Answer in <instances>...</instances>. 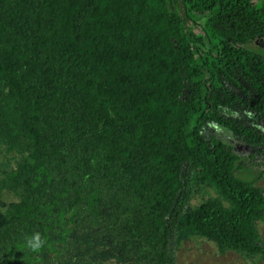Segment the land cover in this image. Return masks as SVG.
I'll return each instance as SVG.
<instances>
[{
	"label": "trees",
	"instance_id": "trees-1",
	"mask_svg": "<svg viewBox=\"0 0 264 264\" xmlns=\"http://www.w3.org/2000/svg\"><path fill=\"white\" fill-rule=\"evenodd\" d=\"M240 116L264 122V0H0V148L17 156L0 164V264L82 236L144 264L195 235L264 261V188L202 133L264 158Z\"/></svg>",
	"mask_w": 264,
	"mask_h": 264
},
{
	"label": "rangeland",
	"instance_id": "rangeland-1",
	"mask_svg": "<svg viewBox=\"0 0 264 264\" xmlns=\"http://www.w3.org/2000/svg\"><path fill=\"white\" fill-rule=\"evenodd\" d=\"M181 14V12H179ZM183 23L192 26L190 21L182 19ZM240 119L248 125L256 127L264 133V122L240 116ZM204 137L209 141L215 137L231 145L234 152L244 163V169L237 173L239 178L254 182L256 186L264 188V158L251 149L236 145L229 134L219 129L214 124H209L203 130ZM0 164L3 162L13 163L17 157L15 153L5 154L4 147L0 148ZM0 169V173H1ZM204 191L206 196H213V192L208 187ZM0 210L5 205H9L12 198L1 195ZM6 196V197H5ZM264 245V220L255 225ZM196 236V235H195ZM195 236H187L182 242L172 238L170 248L174 257V264H264L258 257L246 258L232 252H221L212 243H206ZM38 264H144L129 253L118 251L108 244L99 242L92 236H82L77 239L74 246L61 259L53 261L50 257H44Z\"/></svg>",
	"mask_w": 264,
	"mask_h": 264
},
{
	"label": "clouds",
	"instance_id": "clouds-1",
	"mask_svg": "<svg viewBox=\"0 0 264 264\" xmlns=\"http://www.w3.org/2000/svg\"><path fill=\"white\" fill-rule=\"evenodd\" d=\"M43 244L39 233L26 237V247L34 252L39 251Z\"/></svg>",
	"mask_w": 264,
	"mask_h": 264
}]
</instances>
